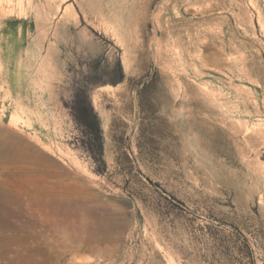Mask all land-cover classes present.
I'll use <instances>...</instances> for the list:
<instances>
[{
  "label": "rangeland",
  "instance_id": "rangeland-1",
  "mask_svg": "<svg viewBox=\"0 0 264 264\" xmlns=\"http://www.w3.org/2000/svg\"><path fill=\"white\" fill-rule=\"evenodd\" d=\"M0 150V264H264V0H0Z\"/></svg>",
  "mask_w": 264,
  "mask_h": 264
},
{
  "label": "trees",
  "instance_id": "trees-1",
  "mask_svg": "<svg viewBox=\"0 0 264 264\" xmlns=\"http://www.w3.org/2000/svg\"><path fill=\"white\" fill-rule=\"evenodd\" d=\"M78 101L82 100V104H87L86 100V94L83 92L82 94L77 95ZM77 118L80 121V123L86 127V129H94L99 135H100V122L96 116V114L93 113V109L91 106L87 109L84 108H77ZM92 117V119H91Z\"/></svg>",
  "mask_w": 264,
  "mask_h": 264
},
{
  "label": "bare ground",
  "instance_id": "bare-ground-1",
  "mask_svg": "<svg viewBox=\"0 0 264 264\" xmlns=\"http://www.w3.org/2000/svg\"><path fill=\"white\" fill-rule=\"evenodd\" d=\"M6 147V146H5ZM8 147V146H7ZM14 148V147H13ZM7 149V148H6ZM12 149V148H11ZM1 151V150H0ZM14 151H15V149H14ZM11 152H13V150L11 151ZM11 152H9V153H11ZM15 153V152H14ZM6 154H8V153H6ZM80 204V203H79ZM63 207V206H62ZM56 214H57V212H56ZM6 237V236H5Z\"/></svg>",
  "mask_w": 264,
  "mask_h": 264
}]
</instances>
